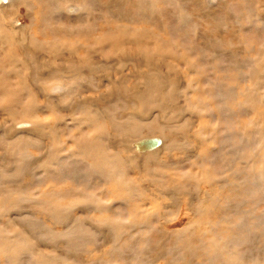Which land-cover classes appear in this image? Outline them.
<instances>
[{
	"label": "rangeland",
	"instance_id": "1",
	"mask_svg": "<svg viewBox=\"0 0 264 264\" xmlns=\"http://www.w3.org/2000/svg\"><path fill=\"white\" fill-rule=\"evenodd\" d=\"M57 1L0 0V28L9 39L0 43V65L14 71L2 80L12 87L16 82L21 86L22 78L26 81L18 108L2 109L0 106L2 128L28 130L35 124L38 128L33 127L34 130L21 139L23 142L37 141L39 147L45 148L52 143V137L57 138L47 133L55 126L51 111L43 107L47 96L55 97L54 102L67 101L68 111H71V101L76 98L92 101L102 93H113L117 88L111 81L121 87L111 94L105 109L114 111L116 107L123 116L127 111V115L140 113L136 118L121 119L125 121L122 123L128 134L120 132L126 137L124 142L135 144L146 138L162 139L160 129L154 127L160 124L165 135L170 136V149L167 146L161 150L158 158L132 163L133 154L130 153V165L124 164L122 159L123 175L118 176V181L125 184L130 181L133 188L130 185L129 189L120 191L115 188L116 171L110 174L108 166L104 181L96 182L93 175L87 179H94L95 183L87 184L82 179L72 181L67 175L74 174L76 168L69 165L62 171L61 167L57 168V160L48 158L43 151L41 154L35 144H14L17 138L9 131H1L0 195H5V189L15 187L20 189L16 192L27 195L28 200H20L16 192L8 191L7 202L0 203L3 209L0 211V232L7 237L3 232L14 226L12 244L17 246L24 238L29 251L15 253V247L1 242L0 238V264H41V257L45 256L48 262L56 256L59 264H264V108H261L264 107V0H59L61 3L56 6ZM4 2L6 5H2ZM68 2H74L75 7L65 8ZM10 23L20 27L17 34H11ZM160 42L168 49L159 51ZM92 44L98 52L86 53L85 46ZM99 45L104 46L102 50ZM9 51L11 56L23 53L32 58L34 64L36 62L42 73L34 84L30 82L33 70L28 72L21 64L17 69L9 67L6 60ZM127 56H133L134 60L125 61ZM82 60L99 64L92 67L94 64L88 66ZM80 63L84 67L77 75L46 71L51 65V68L65 70ZM135 65L146 71L148 81L145 85H142L143 70L132 77ZM102 78L103 87H96ZM42 80L60 82L65 91L59 94L43 89L45 97L40 106L25 116L26 108L21 109V105L25 98L28 102L31 100L34 88L39 89ZM170 85L179 88L181 96H176L175 88L172 90ZM127 94H131L129 97L134 102L139 98L134 109L127 108L126 100L122 99ZM162 97L166 100L156 103ZM34 105L36 107L35 101ZM19 110L20 118L16 116ZM111 113L105 120V142L110 140L118 146L123 138L111 132ZM157 114L165 115V123L153 119ZM114 115L117 116V112ZM127 121L132 126L151 123L150 130H155L149 135L134 136ZM65 127L66 134L75 132L73 125L61 126V129ZM13 149L23 156L22 159ZM135 152H138L136 148ZM64 155L68 156L66 152ZM81 161L84 160L77 159ZM67 185L71 186V191L62 196L51 198L43 194L47 189L58 190ZM7 248L9 259L3 253L8 252Z\"/></svg>",
	"mask_w": 264,
	"mask_h": 264
},
{
	"label": "bare ground",
	"instance_id": "2",
	"mask_svg": "<svg viewBox=\"0 0 264 264\" xmlns=\"http://www.w3.org/2000/svg\"><path fill=\"white\" fill-rule=\"evenodd\" d=\"M59 1V0H58ZM56 2L57 4H56V6H58L61 2ZM76 1V0H75ZM210 1V0H209ZM223 1V0H222ZM29 2V1H28ZM63 2V1H62ZM72 2V1H71ZM82 2V1H81ZM262 2V1H261ZM64 3V2H63ZM83 3V2H82ZM32 4V3H31ZM55 4V3H54ZM66 5H65V8H66V6H68L69 8H74L75 7V3L73 2V3H70V2H68V3H65ZM2 5H6L5 4V2L2 4ZM8 5V4H7ZM11 5V4H10ZM88 5V4H87ZM168 5V4H167ZM64 6V5H63ZM27 7V6H26ZM60 7V6H59ZM198 7V6H197ZM3 8V7H2ZM61 8H62V6H61ZM64 8V7H63ZM85 8H88V7H85ZM155 8V7H154ZM16 9V8H15ZM33 9V8H32ZM153 9V8H152ZM79 10V9H78ZM83 10V9H82ZM149 10V9H148ZM154 10V9H153ZM2 11V10H1ZM85 11V10H84ZM83 11V12H84ZM209 11V10H208ZM29 12V11H28ZM36 12V11H35ZM79 12V11H78ZM32 13V12H31ZM57 13V12H56ZM75 13V12H74ZM153 13V12H152ZM155 13V12H154ZM18 14V13H17ZM34 15V14H33ZM32 15V16H33ZM29 16V15H28ZM253 17V16H252ZM32 20V19H31ZM35 20V19H34ZM17 22V21H16ZM232 22V21H231ZM21 23V22H20ZM33 23V22H32ZM227 23H229L228 21H227ZM16 24V23H15ZM14 24V25H15ZM22 24V23H21ZM230 24V23H229ZM232 24V23H231ZM12 23H10L9 24V26L12 28L11 29V34H14V33H16L17 34V32L19 31V28L20 27H16V26H14ZM18 25V24H17ZM2 26V25H1ZM6 26H7V24H6ZM121 26H124V25H121ZM129 27V26H128ZM127 27V28H128ZM27 29H29V28H27ZM127 30V29H126ZM144 30V29H143ZM134 31H136V30H134ZM138 31V30H137ZM142 31V30H141ZM144 31H146V30H144ZM143 32V31H142ZM105 33H107V30H106V32ZM131 34L133 33V32H130ZM136 33V32H135ZM117 34H118V32H117ZM130 34V35H131ZM137 34V33H136ZM151 34H152V32H151ZM106 35V34H105ZM104 35V36H105ZM113 35V34H112ZM142 35V34H141ZM107 36V35H106ZM105 36V37H106ZM115 36V35H114ZM121 36V35H120ZM155 36H158V35H155ZM29 37H30V35H29ZM29 37H28V39H29ZM111 37V36H110ZM129 37V36H128ZM142 37H143V35H142ZM141 37V38H142ZM104 38V37H103ZM112 38V37H111ZM110 38V39H111ZM126 38V37H125ZM134 38H135V35H134ZM114 39V38H113ZM130 39H132L131 37H130ZM155 39V38H154ZM17 40V39H16ZM39 40V39H38ZM101 40V39H100ZM150 40V39H149ZM9 41V39H8V37H7V33L4 35V33H3V29H1L0 28V43H6V42H8ZM29 41V40H28ZM27 41V42H28ZM50 41V40H49ZM58 41V40H57ZM101 41H103V40H101ZM105 41H107V38L105 39ZM39 42H41V41H39ZM54 42H56V41H54ZM53 42V43H54ZM77 42V41H76ZM169 42H170V40H169ZM44 43V42H43ZM50 43H52V42H50ZM100 43V42H99ZM103 43V42H102ZM108 43H110V42H108ZM113 43V42H112ZM149 43V42H148ZM158 43V42H157ZM173 43V42H172ZM55 44V43H54ZM69 44V43H68ZM78 44V43H77ZM83 44V43H82ZM101 44V43H100ZM153 44H154V42H153ZM48 45V44H47ZM108 45V44H107ZM113 45H114V43H113ZM118 45V44H117ZM177 45V44H176ZM238 45V44H237ZM24 46H26V45H24ZM41 46H43V45H41ZM123 46H125V45H123ZM157 46V45H156ZM47 47V46H46ZM49 47V46H48ZM47 47V48H48ZM51 47V46H50ZM49 47V48H50ZM57 47H58V45H57ZM72 47V46H71ZM79 47V46H78ZM81 47V46H80ZM82 47H83V45H82ZM104 47V46H103ZM102 46H100L99 45V48H101L100 50H102V48H103ZM112 47V46H111ZM118 47V46H117ZM199 47V46H198ZM6 48V47H5ZM13 48V47H12ZM18 48V47H17ZM26 48V47H25ZM85 48H86V53H93V52H98V50H97V48L92 44V45H88L87 47L85 46ZM109 48H110V46H109ZM178 48V47H177ZM27 49V48H26ZM52 49V48H51ZM57 49V48H56ZM119 49V48H118ZM165 49L167 50L168 48H167V45H164L163 43H159L158 44V50L159 51H165ZM22 50V49H21ZM38 50V49H37ZM44 50V49H43ZM46 50V49H45ZM53 50H55V47H54V49ZM67 50V49H66ZM79 50V49H78ZM179 50H180V48H179ZM232 50V49H231ZM47 51H48V49H47ZM136 51V50H135ZM15 52V51H14ZM35 52H36V50H35ZM39 52V51H38ZM66 52V51H65ZM71 52H73V51H71ZM76 52V51H75ZM148 52V51H147ZM180 52V51H179ZM34 53V52H33ZM37 53V52H36ZM57 53H59V52H57ZM82 53V52H81ZM133 53V52H132ZM4 53H2V55H3ZM7 54V53H6ZM38 54V53H37ZM46 54V53H45ZM44 54V55H45ZM62 54V53H61ZM148 54V53H147ZM181 54V53H180ZM215 54H216V52H215ZM60 55V54H59ZM71 55V54H70ZM182 55V54H181ZM46 56H47V54H46ZM50 56V55H49ZM75 56V55H74ZM98 56V55H97ZM234 56V55H233ZM4 57H5V55H4ZM7 57V56H6ZM61 57V56H60ZM63 57V56H62ZM94 57V56H93ZM101 57V56H100ZM99 57V58H100ZM219 57H221V55L219 56ZM0 58H2V56L0 57ZM46 58V57H45ZM67 58H68V56H67ZM73 58V57H72ZM87 57H85V59H86ZM182 58H183V56H182ZM213 58V57H212ZM222 58V57H221ZM34 59V58H33ZM179 59V58H178ZM3 60V59H2ZM1 60V61H2ZM7 61H8V64H9V67L10 68H12V69H17V66L19 65L20 66V64L24 67V68H26V70L29 72L30 70H33L32 71V78H30L31 80H30V82L32 83V84H34L36 81H37V76L39 75V73L41 72L42 73V71H40L39 70V66H37V65H35L36 64V62H35V64H34V60H32V58L30 59L29 57H27L25 54H19L18 56L16 55V56H11V54H10V51H9V53H8V57H7V59H6ZM37 62H38V57H37ZM45 60V59H44ZM44 60H43V62H44ZM58 60V59H57ZM81 60V59H80ZM94 60H95V58H94ZM125 61H133L134 60V57L133 56H127V58H125L124 59ZM177 60V59H176ZM181 60H185L184 58L183 59H181ZM180 60V61H181ZM236 60V59H235ZM7 61H5V65H6V62ZM68 61V60H67ZM83 61V63L85 64V65H88V64H94L92 67H94L95 65H98L99 63L98 62H94V61H91V60H82ZM19 62V63H18ZM61 62V61H60ZM3 63V62H2ZM69 63V62H68ZM121 63V62H120ZM17 64V65H16ZM43 64V63H42ZM72 64V63H71ZM123 64V63H122ZM131 64V63H130ZM176 64V63H175ZM233 64H234V62H233ZM238 64V63H237ZM242 64V63H241ZM254 64V63H253ZM253 64H250V65H253ZM4 65V66H5ZM16 65V66H15ZM220 65V64H219ZM234 65H236V64H234ZM245 65V64H244ZM52 66V65H51ZM51 66L48 68L47 67V69H46V71L47 72H49L50 74L51 73H73L74 75H77V73H79V70L80 69H82L83 67H84V65L82 64V63H80L79 65H77V66H74V67H72V68H67V69H65V70H62L61 68H59V67H53V68H51ZM89 66V65H88ZM116 66V65H115ZM125 66V65H124ZM186 66H187V64H186ZM254 66V65H253ZM7 67V66H6ZM46 67V66H45ZM102 67V66H101ZM131 67V66H130ZM220 67H222V66H220ZM235 67V66H234ZM238 67V66H237ZM249 67V66H248ZM21 68V67H20ZM44 68V67H43ZM107 68V67H106ZM127 68V67H126ZM187 68V67H186ZM196 68V67H195ZM198 68V67H197ZM250 68H252V67H250ZM249 68V69H250ZM258 68V67H257ZM263 68V67H262ZM22 69V68H21ZM101 69V68H100ZM124 69V68H123ZM177 69V68H176ZM189 69H191V67L189 68ZM194 69V68H193ZM193 69H191V70H193ZM23 71H24V69H22ZM43 70V69H42ZM95 70H97V69H95ZM107 70V69H106ZM105 70V71H106ZM116 70V69H115ZM143 69L140 67V66H138V65H135V66H133L132 67V77H136L137 75H136V72H141ZM156 70V69H155ZM172 70V69H171ZM170 70V71H171ZM187 70V69H186ZM247 70V69H246ZM259 70V69H258ZM179 71V70H178ZM193 71H195V69L193 70ZM247 71H249V70H247ZM11 72H14L13 70H11V69H4L3 67H2V65H0V95H1V100H2V102L0 103V106L2 107V109L4 108V107H6V108H9V109H11V108H18V104H20L19 102H20V98L22 97V95H24V92H23V90H26V88L25 89H23L24 87H25V85H26V81L24 80L25 78H22V79H20V81H19V84L21 85V86H18L17 85V82L14 84L15 86L14 87H12V86H10V85H8L4 80H2V79H4V76L6 75V74H8V73H11ZM101 72V71H100ZM118 72V71H117ZM196 72V71H195ZM232 72V71H231ZM251 72V71H250ZM22 73V72H21ZM24 73V72H23ZM142 73H143V75H144V79H143V83H142V85L144 84V83H146L148 80H146V78L148 77V75H147V73H146V71H142ZM145 73V74H144ZM188 73H189V71H188ZM212 73V72H211ZM91 74V73H90ZM98 74V73H97ZM117 74V73H116ZM22 75V74H21ZM43 75H45V74H43ZM46 75H48V74H46ZM56 75V74H55ZM83 75V74H82ZM85 75V74H84ZM124 75V74H123ZM130 75V74H129ZM236 75V74H235ZM28 77H29V75H27ZM41 76V75H40ZM87 76V75H86ZM93 76V75H92ZM97 76V75H96ZM108 76V75H107ZM227 76V75H226ZM247 76V75H246ZM249 76V75H248ZM247 76V77H248ZM8 77V76H7ZM25 77V76H24ZM78 77V76H77ZM81 77V76H80ZM90 77H91V75H90ZM106 77V76H105ZM119 77V76H118ZM123 77V76H122ZM55 78V77H54ZM65 78H67V77H65ZM87 78H89L88 76H87ZM99 78V77H98ZM18 78H16V80H17ZM40 79V78H39ZM78 79V78H77ZM100 79V78H99ZM217 79H219V78H217ZM19 80V79H18ZM27 80V79H26ZM92 80V79H91ZM245 80V79H244ZM84 81V80H83ZM87 81V80H86ZM193 81V80H192ZM247 81V80H246ZM63 82V81H62ZM78 82V81H77ZM80 82V81H79ZM96 82V81H95ZM263 82V81H262ZM12 83V82H11ZM14 83V82H13ZM39 83V82H38ZM93 83V82H92ZM110 83H111V85L112 86H114V87H116L117 89H118V86L119 87H121L120 85H119V83H117V82H111L110 81ZM190 83V82H189ZM67 84H68V82H67ZM80 84V83H79ZM78 84V85H79ZM84 84V83H83ZM89 84V83H88ZM87 84V85H88ZM104 84V80H103V78L100 80V82H99V84H96V87H101L102 85ZM109 84V83H108ZM167 84H169V83H167ZM221 84V83H220ZM246 84V83H245ZM31 85V84H30ZM86 85V86H87ZM94 85V84H93ZM145 85V84H144ZM193 85V84H192ZM214 85V84H213ZM224 85V84H223ZM83 86V85H82ZM88 86H90L91 87V85H88ZM110 86V85H109ZM146 86H147V84H146ZM151 86V85H150ZM153 86V85H152ZM159 86H160V84H159ZM171 87H172V90H173V92H175V95L176 96H181V92L179 93L178 91H180V89L179 88H177V87H175V86H173V85H170ZM263 86V85H262ZM65 87V86H64ZM103 87V86H102ZM106 87V86H105ZM149 87V86H148ZM190 89H192L191 87H190V85L188 86ZM193 87V86H192ZM195 87V86H194ZM219 87H222L221 85L219 86ZM224 87V86H223ZM256 87V86H255ZM30 88V87H29ZM40 88H41V90H40ZM40 88L39 89H37V87L36 88H34V91L35 92H32V97L30 98L31 100L28 102V100L25 98V100H24V102L22 103V105H21V109L24 107V108H26V111H25V116L26 115H31L32 114V112H34V110H36V109H38V107L40 106V102H42V98L43 97H45V96H43V94L44 93H42V90L43 89H45V88H48V89H52V91L53 92H58L59 94L60 93H64V91H65V89L63 88V86H62V83H60V82H55V81H53V82H49V81H46V80H42V81H40ZM76 88V87H75ZM87 88V87H86ZM155 88V87H154ZM212 88V87H211ZM228 88H230V87H228ZM261 88H263V87H261ZM31 89V88H30ZM100 89V88H99ZM117 89L113 92V93H109V92H106V93H102L101 95H99V96H97V97H94V98H92L91 100L92 101H90V99L88 100V101H85V100H82V99H79V98H76V100L75 101H71V111H68V103H67V101H65V100H58L57 102H54V99H55V97H51L50 95H48L47 96V98H46V102H45V104H43V107H46V109H49L50 111H51V119L54 121V123H55V126H51L50 127V129H49V131L47 132L48 134H52L53 136H57V138L56 137H52V139L51 140H53L52 141V143L50 144V145H47V146H45V148H41V147H39V145H38V142L36 141V143H34V142H23L22 141V139H21V137L25 134V133H27V132H29V131H31V130H34L33 129V127L34 128H38L37 126L35 127V124L32 126V128H30V129H28V130H19L18 131V129L17 130H15V129H11V127H3L2 128V126H1V124H0V133H1V131L4 133L5 131H9V132H11V135H13V136H15L17 139H16V141H15V143L14 144H18V145H28L29 143H33V144H35V147H37L39 150H40V152H41V154H42V151L47 155V157L48 158H51V157H54L56 160H57V164H58V166H57V168H59V167H61V170L62 171H64L65 170V168L67 167V166H69V165H71L72 167H74V168H76L75 169V173L73 174H68L67 176L68 177H70L71 178V180L72 181H80V179H82V180H85L86 182H87V184H88V182H90V183H95L94 181V179H96V182H97V180H99V182H101V180L103 179V181H104V178H106L107 177V174H106V169H105V167L106 166H108L109 167V173L110 174H113L115 171V177H116V181H115V188L117 189V190H124V188L126 189V188H128L131 184H133V183H130V181L129 182H127V184H125V183H123L122 181H118V176H121V175H123V172L121 173V171L123 170V167H121V165H122V163H121V160L123 159L124 160V164L126 163L127 165H130V159H129V157H128V155H130V153L131 154H133V159H132V161H131V163L132 162H134V161H139L140 159H144V160H146V159H149V158H151V159H154V158H158L159 156H160V154H161V150H164V149H166V147L168 146V148L170 149V144H168V140L170 139V136L169 135H165V131L162 129V127H160V124H159V126H154L155 128H158V130H159V132H160V134H161V136H162V139H160V144H158V145H156L155 147H153V148H149V149H139L138 147H137V143L138 142H140V141H142V140H140V141H138V142H136L135 144H134V142H132V143H129L128 141L127 142H124L126 139V137L125 138H123L122 137V135H126L127 134V132H126V130H127V127H125V125L123 124L125 121H121V119H124V120H126V119H128L129 117H135V116H137V115H139L140 113H130V114H128L127 115V113L129 112V111H127V113L123 116V115H121L120 114V111H118L117 109H116V107H114V111H112L113 109H111V111H109V110H106L105 109V105L110 101V99H109V97L111 96V94H115L116 93V91H117ZM126 88H124V90H125ZM157 89V88H156ZM189 89V90H190ZM196 89H197V86H196ZM232 89H234V88H232ZM28 90V89H27ZM135 90V89H134ZM133 90V91H134ZM158 90L159 91H161V88L160 87H158ZM189 90H188V92H189ZM194 90H195V88H194ZM216 90V89H215ZM103 91V90H102ZM111 91V90H110ZM128 91H130V93H132V91L129 89ZM150 91V90H149ZM157 91V90H156ZM182 91V90H181ZM227 91V90H226ZM229 91V90H228ZM231 91V90H230ZM27 92V91H26ZM30 92V91H29ZM151 92V91H150ZM172 92V91H171ZM224 92V91H223ZM240 92V91H239ZM248 92V91H247ZM246 92V93H247ZM152 93V92H151ZM183 93V92H182ZM194 93V92H193ZM245 93V94H246ZM254 93V92H253ZM258 93V92H257ZM29 94V93H28ZM99 94V93H98ZM228 94V93H227ZM230 94V93H229ZM243 94V93H242ZM264 94V93H263ZM90 95V94H89ZM129 95H131V94H127V95H125L122 99L123 100H126V103H127V108H133L134 109V105L135 104H138V102H137V100L139 99V98H137V100L134 102L133 101V99L132 98H130L129 97ZM151 95V94H150ZM153 95H154V93H153ZM174 95V94H173ZM174 95V96H175ZM190 95V94H189ZM224 95H225V93H224ZM252 95V94H251ZM257 95V94H256ZM156 96H157V94H156ZM192 96V95H191ZM253 96V95H252ZM138 97V96H137ZM142 97V96H141ZM229 97V96H228ZM243 97V96H242ZM262 97V96H261ZM68 98V97H67ZM91 98V97H90ZM142 98H144V96L142 97ZM245 98V97H244ZM72 99V98H71ZM180 99V98H179ZM188 99V98H187ZM235 99V98H234ZM248 99V98H247ZM163 100H166L164 97H162V98H159V99H157V101H156V103H162L163 102ZM249 100V99H248ZM251 100V99H250ZM254 100V99H253ZM257 100V99H256ZM263 100V99H262ZM34 101H35V103H36V107H34L35 105H34ZM69 101V100H68ZM180 102H182L183 103V101L182 100H179ZM178 101V102H179ZM218 101V100H217ZM143 103L145 102V101H142ZM179 102V103H180ZM185 102V101H184ZM235 102V101H234ZM238 102V101H237ZM258 102V101H257ZM28 103V104H27ZM239 103V102H238ZM242 103V102H241ZM247 103V102H246ZM254 103V102H253ZM221 104V103H220ZM232 104V103H231ZM122 105H125L124 103L122 104ZM154 105V104H153ZM207 105V104H206ZM209 105V104H208ZM207 105V106H208ZM107 106V105H106ZM109 106V105H108ZM136 106V105H135ZM204 106V105H203ZM248 106V105H247ZM261 106V105H260ZM42 107V108H43ZM257 107V106H256ZM70 108V107H69ZM176 108V107H175ZM261 108H264V107H262L261 106ZM206 109V108H205ZM253 109V108H252ZM14 111H15V109H13ZM44 110V109H43ZM142 110V109H141ZM217 110V109H216ZM257 110V109H256ZM0 111H3V110H0ZM5 111V110H4ZM20 111L21 110H19V112L16 114V116H22L21 115V113H20ZM22 111H24V110H22ZM139 111V110H138ZM205 111V110H204ZM215 111V110H214ZM243 111V110H242ZM258 111V110H257ZM11 112V111H10ZM29 112V113H28ZM40 112V111H39ZM110 112H112L111 114H110V127H111V132H113L114 133V135H116L118 138H123V141H120L119 142V144H118V146H117V144H116V146L115 145H113L111 142H110V140H108L107 142H105V139H106V137L104 136V133H105V131H104V125H105V120L106 119H108V117H109V113ZM114 112H117V116H115L114 115ZM158 112V111H157ZM202 112V111H201ZM206 112V111H205ZM256 112V111H255ZM5 113V112H4ZM9 113V112H8ZM37 113V112H36ZM212 113V112H211ZM219 113V112H218ZM231 113V112H230ZM236 113V112H235ZM10 114V113H9ZM11 114H13V112H11ZM15 114V113H14ZM198 114V113H197ZM240 114V113H239ZM245 114H246V112H245ZM257 114H258V112H257ZM261 114V113H260ZM142 115V114H141ZM232 115V114H231ZM237 115V114H236ZM235 115V116H236ZM259 115V114H258ZM18 116V117H19ZM143 116V115H142ZM153 116V115H152ZM151 116V117H152ZM13 117V116H12ZM29 117V116H28ZM155 118H153L157 123H159L160 121L161 122H163V123H165L164 121H163V118H164V120L166 119V117H165V115H163V116H159L158 114L157 115H155L154 116ZM211 117V116H210ZM254 117V116H253ZM14 118V117H13ZM20 118V117H19ZM22 118V117H21ZM37 118V117H36ZM136 118V117H135ZM140 118V117H139ZM150 118V117H149ZM33 119V118H32ZM39 119V118H38ZM143 119V118H142ZM141 119V120H142ZM211 119H212V117H211ZM70 120V121H69ZM214 120V119H213ZM33 121H35L34 119H33ZM42 121V120H41ZM44 121V120H43ZM107 121V120H106ZM144 121H147V120H144ZM123 122V123H122ZM128 123H129V126H130V129H131V131L132 132H134L135 133V135L134 136H143V135H149V133H152L155 129H152V130H150V128H151V123H148V124H146V125H144V124H138V125H134V126H132V124H131V122H129V121H127ZM142 122V121H141ZM152 122V121H151ZM244 122V121H243ZM155 123V122H154ZM156 123V124H157ZM197 123V122H196ZM246 123V122H245ZM249 123V122H248ZM73 125L74 126V129H75V132L74 133H72V134H66L67 133V129H66V127H65V129H61V126H67V125ZM99 124H100V128H99ZM211 124V123H210ZM244 124V123H243ZM42 125H43V123H42ZM45 125V124H44ZM61 125V126H60ZM216 126V125H215ZM218 126V125H217ZM216 126V127H217ZM256 126V125H255ZM148 127V128H147ZM214 127V126H213ZM145 128H147V130H143V129H145ZM253 128V127H252ZM41 129V128H40ZM44 129H46V128H44ZM149 129V130H148ZM36 130V129H35ZM202 130V129H201ZM244 130H245V127H244ZM117 131V132H116ZM145 131H147V132H145ZM234 131V130H233ZM236 131V130H235ZM63 132V133H62ZM71 132V131H70ZM120 132H122V135H121V133ZM205 132V131H204ZM243 132V131H242ZM245 133V132H244ZM247 133V132H246ZM108 134V133H107ZM157 134V133H156ZM128 135V134H127ZM211 135V134H210ZM243 135V134H242ZM113 136V135H112ZM95 137V138H94ZM193 137V136H192ZM244 137H246L245 135H244ZM251 137V136H250ZM12 138V137H11ZM129 138V137H128ZM133 138V137H132ZM195 138V137H194ZM6 139V138H5ZM10 139V138H9ZM115 141H116V138L114 137L113 138ZM146 139H148V138H146ZM3 140V139H2ZM144 140V139H143ZM11 141V140H10ZM67 142H72V144L71 145H68V144H66ZM49 143V142H48ZM189 143V142H188ZM14 144H13V147H15L14 146ZM134 144V145H133ZM193 144V143H192ZM64 145V146H63ZM1 146V145H0ZM136 148V150L138 151V152H135V148ZM17 148V147H16ZM11 149H12V146H11ZM20 149H21V151H22V148L20 147ZM20 149L18 150L19 152H20ZM24 149V148H23ZM159 151H158V150ZM6 150V149H5ZM5 150H4V152H5ZM147 150V152H144V151H146ZM248 150V149H247ZM254 150V149H253ZM148 151H150V152H148ZM12 152V151H11ZM64 152H66L67 154H68V156L71 158V159H69V157L66 155H64ZM144 152V154H142V155H140L139 153H143ZM163 152V151H162ZM6 153V152H5ZM13 153H17L16 151H15V149H13ZM21 153V152H20ZM186 153H188V152H186ZM254 153V152H253ZM11 154V153H10ZM17 155H18V157L19 158H21L22 159V155L21 154H19V153H17ZM166 155V154H165ZM7 156V155H6ZM189 156V155H188ZM163 157V156H162ZM168 157V156H167ZM78 158H80V159H82V160H84V161H81V162H77V159ZM187 158V157H186ZM185 158V159H186ZM40 159H42V158H40ZM43 159H47V158H43ZM120 161H119V160ZM21 161V160H20ZM44 161V160H43ZM161 161V160H160ZM84 162L85 163H87V166L86 165H84ZM157 162V161H156ZM190 162V161H189ZM0 163H2V161L0 162ZM36 163V162H35ZM45 163V162H44ZM79 163V164H78ZM136 163V162H135ZM141 163V162H140ZM165 163V162H164ZM241 163V162H240ZM7 164V163H6ZM167 164H169V163H167ZM37 165V164H36ZM42 165V164H41ZM2 166V165H1ZM48 166V165H47ZM83 166H85V168H82ZM4 167V166H3ZM43 167V166H42ZM44 167H45V165H44ZM139 167V166H138ZM40 168V167H39ZM190 168V167H189ZM34 169H35V167H34ZM227 169V168H226ZM231 169V168H230ZM55 170V169H54ZM69 170H71V169H69ZM144 170V169H143ZM1 171H2V169H1ZM71 171H73V170H71ZM245 173V172H244ZM1 174H3V173H1ZM54 174V173H53ZM181 174V173H180ZM74 175L76 176V177H74ZM90 175H93V178L94 179H87L88 178V176H90ZM183 175V174H182ZM225 175H228V174H225ZM260 175V174H259ZM111 175H109L108 177H110ZM92 177V176H91ZM135 177V176H134ZM227 179V178H226ZM228 180V179H227ZM8 182V181H7ZM71 182V181H70ZM78 182H76V183H78ZM86 182H84L83 181V183H86ZM131 182H132V180H131ZM68 183V182H67ZM75 183V182H74ZM106 183V182H105ZM165 183V182H164ZM70 184V183H69ZM158 184V183H157ZM257 184V183H256ZM262 184V183H261ZM55 185V184H54ZM79 185V184H78ZM81 185V184H80ZM62 186V185H61ZM77 186V185H76ZM257 186V185H256ZM86 187H87V185H86ZM85 187V188H86ZM74 188H75V186H74ZM133 188V186L131 185V189ZM145 188V187H144ZM76 189H78V188H76ZM81 189V188H80ZM83 189H84V187H83ZM82 189V190H83ZM106 189V188H105ZM108 189H109V187H108ZM129 189V188H128ZM9 190H11V191H13V192H16V191H19L20 189L19 188H15V187H9V188H7V189H5L4 191H3V193L5 194V195H0V203H1V205H3L4 204V202L6 201L7 202V193H8V191ZM79 190V189H78ZM87 190V189H86ZM31 191V190H30ZM68 191H71V186L70 185H67V186H65V187H61V188H59L58 190H56V189H47V191H45L43 194H44V196L46 195L47 197L48 196H51V198L52 197H54V195H64L66 192H68ZM73 191V190H72ZM110 191V190H109ZM119 191V192H120ZM22 192H23V190H22ZM100 192V191H99ZM131 192V191H130ZM129 192V193H130ZM137 192V191H136ZM150 192V191H149ZM28 193V192H27ZM30 193V192H29ZM28 193V194H29ZM39 193V192H38ZM41 193V192H40ZM39 193V194H40ZM75 193H77V190H76V192ZM79 193V192H78ZM107 193V192H106ZM105 193V194H106ZM122 193V192H121ZM2 194V193H1ZM25 194V193H24ZM37 194V193H36ZM68 194V193H67ZM125 194V193H124ZM127 194V193H126ZM16 195H17V198H20V200H28L27 199V195L25 196V195H23V194H20L19 192H16ZM108 195H109V193H108ZM113 195H116V194H113ZM146 195V194H145ZM40 196H42L41 194H40ZM60 196V197H61ZM131 196V195H130ZM129 196V197H130ZM29 197V196H28ZM31 197V196H30ZM34 197V196H33ZM59 197V196H58ZM114 197V196H113ZM127 197V196H126ZM142 197V196H141ZM140 197V198H141ZM32 198V197H31ZM39 198V197H38ZM70 198V197H69ZM30 199V198H29ZM37 199V198H36ZM57 199V198H56ZM64 199H65V197H64ZM95 199V198H94ZM115 199V198H114ZM38 200H40V199H38ZM43 200H45V201H47V199H43ZM53 200H55V199H53ZM66 200V199H65ZM51 201V200H50ZM49 201V202H50ZM97 201V200H96ZM101 201V200H100ZM216 201V200H215ZM24 202V201H23ZM30 202V201H29ZM35 202V201H34ZM42 202V201H41ZM56 202V201H55ZM62 202H64V201H62ZM61 202V203H62ZM129 202V201H128ZM134 202V201H133ZM32 203H33V201H32ZM51 203H52V201H51ZM53 203H54V201H53ZM60 203V204H61ZM123 203V202H122ZM132 203V202H131ZM136 203V202H135ZM39 204V203H38ZM47 204V203H46ZM49 204V203H48ZM133 205H135V204H133ZM6 206V205H5ZM42 205H40V207H41ZM127 206V205H126ZM103 207V206H102ZM107 207V206H106ZM102 209H104V208H102ZM181 209V208H180ZM224 209H225V207H224ZM1 210H3L2 208H0V211ZM50 210V209H49ZM58 210V209H57ZM134 210V209H133ZM203 210V209H202ZM56 211V210H55ZM87 211V210H86ZM95 211V210H94ZM135 211V210H134ZM174 211V210H173ZM199 211V210H198ZM92 212V211H91ZM90 212V213H91ZM100 212V211H99ZM202 212V211H201ZM46 213V212H45ZM103 213V212H102ZM56 214V213H55ZM188 214V213H187ZM200 214V213H199ZM101 215V214H100ZM114 215V214H113ZM205 215V214H204ZM104 216V215H103ZM199 216V215H198ZM99 217V216H98ZM229 217V216H228ZM116 218H118V217H116ZM171 218H173V217H171ZM61 219V218H60ZM68 219V218H67ZM119 220V219H118ZM204 221V220H203ZM138 222H139V220H138ZM105 223H106V221H105ZM117 223V222H116ZM198 223V222H197ZM113 224V223H112ZM130 224V223H129ZM67 225V224H66ZM70 225V224H69ZM108 225V224H107ZM197 225V224H196ZM200 225V224H199ZM118 226V225H117ZM14 226H12L11 228L10 227H8L6 230H5V232H3V233H6L8 236L7 237H5V236H3V235H1V232H0V238H1V242H5V243H8V245H10V243L12 244V236H11V233H14V230L12 229ZM70 227V226H69ZM115 227V226H114ZM119 227H121V226H119ZM123 227V226H122ZM128 227V226H127ZM73 228V227H72ZM14 229H15V227H14ZM74 229V228H73ZM147 230V229H146ZM151 230V229H150ZM18 231V230H17ZM68 231V230H67ZM70 232H72L71 230H69ZM74 232V231H73ZM114 233V232H113ZM141 233V232H140ZM149 233H151V232H149ZM156 233V232H155ZM161 233V232H160ZM206 233V232H205ZM18 234V233H17ZM20 234V233H19ZM21 235V234H20ZM120 235V234H119ZM122 235V234H121ZM151 235V234H150ZM194 235V234H193ZM17 236V235H16ZM121 237V236H120ZM161 237V236H160ZM19 238V237H18ZM116 238V237H115ZM23 239L24 238H21L18 242H17V246H16V244H15V253H18V254H26V252H28L29 251V247H28V244H25L24 242H23ZM117 239V238H116ZM156 239V238H155ZM193 239V238H192ZM14 240V239H13ZM17 241V240H16ZM155 241V240H154ZM14 243H16V242H14ZM31 244V243H30ZM7 251L8 252H5V251H3V253H4V256H6L8 259H9V249L7 248ZM24 251H26V252H24ZM38 255V254H37ZM46 257V256H45ZM45 257H41V260H40V263L41 264H55V263H57V257L55 256V258H53V260L51 261V262H48V258H45ZM54 257V256H53ZM49 259H50V257H49ZM182 259H184V258H182ZM51 260V259H50ZM39 261V260H38ZM44 261H47L46 263L44 262ZM237 262V261H236ZM57 264H59V263H57Z\"/></svg>",
	"mask_w": 264,
	"mask_h": 264
},
{
	"label": "water",
	"instance_id": "3",
	"mask_svg": "<svg viewBox=\"0 0 264 264\" xmlns=\"http://www.w3.org/2000/svg\"><path fill=\"white\" fill-rule=\"evenodd\" d=\"M160 144V139L159 138H148V139H144L140 142L137 143V147L139 149H149V148H153L156 145Z\"/></svg>",
	"mask_w": 264,
	"mask_h": 264
}]
</instances>
